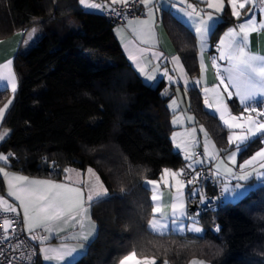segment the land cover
Returning a JSON list of instances; mask_svg holds the SVG:
<instances>
[{"label": "trees", "instance_id": "trees-1", "mask_svg": "<svg viewBox=\"0 0 264 264\" xmlns=\"http://www.w3.org/2000/svg\"><path fill=\"white\" fill-rule=\"evenodd\" d=\"M162 20L188 74L197 79L196 34L168 10ZM234 22L227 6L214 45ZM38 25L42 38L29 49L22 47L14 61L19 89L5 121L11 135L0 152L13 154L12 168L34 176L62 180L70 168L98 172L110 196L92 204L98 235L73 264H121L130 255L157 264L194 259L264 264V185L199 217L192 211L204 235L150 228L154 202L148 182L160 179L165 169L181 171L186 165L172 141L169 99L174 91L168 94L164 81L157 86L144 82L106 14L86 11L79 0H0V40ZM12 96L9 89H0V108ZM190 98L219 146L226 152L234 149L227 129L206 109L199 87L190 89ZM261 138L247 155L262 146ZM206 188L218 196L216 187ZM192 198L191 208L198 201ZM36 264H44L41 255Z\"/></svg>", "mask_w": 264, "mask_h": 264}, {"label": "crops", "instance_id": "crops-1", "mask_svg": "<svg viewBox=\"0 0 264 264\" xmlns=\"http://www.w3.org/2000/svg\"><path fill=\"white\" fill-rule=\"evenodd\" d=\"M129 1L127 0V2ZM91 4H98L100 7L95 9L84 5L82 7L104 14L119 5H112L111 0ZM186 4H192L193 7L202 11H212L207 9L206 2L186 0ZM186 4H181L180 0H152L150 5V7L154 5L151 15L152 36L148 43H141L142 33L137 23L138 20L149 19V16L145 14L144 5L139 16L129 18L124 24L118 25L115 32L130 64L144 82L150 86H157L164 81L169 88L168 94L171 89L174 91L169 99V107L173 114L172 122L175 127L173 134L177 132L183 133L189 139V142L195 145L192 149L191 158H185L186 165L182 170L189 168L202 171L201 167L211 166L217 179V184L214 187L217 189L220 202L225 204L233 203L243 199L258 187L264 185V169H260L262 174L258 176L255 168L243 166V162L264 147V134H258L243 143L235 141L229 144L234 149L226 152L219 146L215 138L210 135L205 123L196 114L192 107L190 89L195 86L199 87L205 99L203 89L205 87L211 89L219 83L217 71L211 67L212 57L218 54L212 50L211 45H214L213 36L216 28L224 21L225 11L220 16L219 21L212 25L209 37L202 38L196 34L199 44V63L204 60L205 69L203 73L200 69L198 78L193 79L188 74L184 61L177 52L162 20V13L168 10L189 25L195 33L194 24L187 16V12L190 9L186 8ZM225 4L227 8V0H225ZM88 5L90 4L88 3ZM244 12L246 13L247 9ZM256 14L258 20L264 19V15L260 14L258 6ZM243 19H245L244 15H242L241 21L236 20V22L222 30L219 34V39L229 27H237ZM27 32L21 31L11 38L0 40V66L6 64L9 59L13 61L11 68L16 75L18 89L19 79L15 65L13 69V64L22 47L29 45L25 43ZM202 39L209 41V46L203 49L201 47ZM143 49H147V51L144 52L142 51ZM248 51L255 55L264 56V30H257L250 34ZM153 53H156L157 56L154 57ZM132 56H137L138 60L134 61L131 59ZM218 63L225 66L224 62L218 61ZM140 66L145 68L147 75L140 73ZM165 67L173 75L177 83H170L166 77L162 76ZM148 75L154 76L155 79L149 80ZM197 81L200 83H196ZM0 89L11 90L7 81H0ZM17 92L14 94V98L11 97L13 103L5 112L4 119L0 121V135L5 132L8 133L5 139L0 141V146L11 135V130L5 125V121L14 105ZM212 96L213 94L209 91L207 98L211 99ZM223 98L224 102L229 105V110L233 114L238 115L242 106L234 99L229 100L226 94H224ZM173 100L176 101L175 104H172ZM249 103L255 105L258 109L264 108V97L257 96ZM205 107L219 119V113H216L214 109H209L206 105ZM220 122L228 131L230 143L233 130L228 129L221 120ZM236 131L238 132V130ZM260 137L263 140L262 146L253 154L247 155L248 147ZM172 141L174 148L184 157L183 151L175 147L176 141L173 139ZM198 150H201L204 155H198ZM235 151L237 152V161ZM0 154L7 155L5 152H0ZM182 170L165 169L160 179L148 182V186L153 192L154 202V217L149 225L157 233H195L201 236L204 235L205 228L198 219L194 218L192 211L200 201H205L208 196L213 194L207 191V184L202 181L184 180L181 176ZM86 172L87 170H83L79 180L74 182L67 177L61 180L22 172L11 167L10 157L8 162L0 161V207L5 211L19 214L23 218L28 232L39 228L46 230L47 236L39 247L41 260L44 264H73L88 253L90 244L98 235V225L93 219L91 206L95 201L109 197L110 193L107 192L108 189L98 174L87 178ZM248 172L252 174L248 176L247 180L239 179V176ZM35 181H50L51 184L47 186L48 191H39V186L34 183ZM202 189H205L204 195H202ZM190 197L195 200L198 198L192 208L190 207ZM126 260H128L127 264H157L152 259H140L135 255L128 256L121 264H124ZM161 264L169 263L164 262ZM189 264L211 263L204 259H194Z\"/></svg>", "mask_w": 264, "mask_h": 264}, {"label": "snow or ice", "instance_id": "snow-or-ice-1", "mask_svg": "<svg viewBox=\"0 0 264 264\" xmlns=\"http://www.w3.org/2000/svg\"><path fill=\"white\" fill-rule=\"evenodd\" d=\"M138 2L144 5L146 9L145 14L149 16L148 20L137 21L142 33L141 43H148L152 36L151 15L154 5L150 7L152 0H138ZM198 2H206L207 9H211L212 11H202L193 7L192 4H186V0H180L181 4H186V8L190 9L187 12V16L194 24L195 34L202 38L209 37L212 25L219 21L220 16L225 11V0H198ZM79 3L90 8L100 7L98 4L88 5L87 0H79ZM126 3L127 0H111L112 5ZM227 6H230L231 16L234 19L241 21L242 15L245 16V19L237 27H229L218 42L215 45H211L212 50L218 54L212 57L211 67L216 69L219 83L211 89L205 87L203 91L205 94V105L209 109H214L216 113H219V119L223 124L228 129L233 130L231 142L229 143L232 144L235 141L243 143L252 137H256L258 134H264V108L258 109L255 105L249 103L257 96L264 97V56L255 55L248 51L250 34L257 30H264V19L258 20L256 14L258 6L260 14L264 15V0H227ZM245 9H247L246 13L244 12ZM111 11L115 12L117 16H123L122 13L117 12L115 9H111ZM34 31L35 29H33ZM29 36H31V33H29ZM208 46L209 41L202 39V49ZM142 51L146 52L147 49H143ZM153 56L156 57L157 54L153 53ZM131 59L137 61L138 57L132 56ZM218 61L224 62L225 66H222ZM12 63L13 61L9 59L6 64L0 66V81H7L14 98L18 84L16 75L12 72ZM200 69L203 73L205 69L204 60L200 61ZM139 71L147 75L143 66L139 67ZM162 76L166 77L170 83H177L166 67L162 72ZM148 79L154 80L155 77L148 75ZM196 83L200 82L197 81ZM209 91L213 94L211 99L207 98ZM224 94L227 95L229 100L234 99L242 106L238 115L233 114L229 110V105L224 102ZM12 103L13 99L10 98L3 108H0V121L4 119L5 112ZM175 103L176 101L173 100L172 104ZM174 123L176 122L174 121ZM7 135V132L0 135V141H3ZM172 139L176 141L175 147L183 151L184 158L190 159L195 145L190 143L189 139L180 132L174 133ZM12 155V153H8L7 155L0 154V161L8 162L9 157ZM235 156L237 161L236 151ZM243 166L255 168L256 174L258 176L261 175L260 169H264V147L260 148L247 161L243 162ZM251 174V172L245 173L239 176V179L247 180ZM34 183L39 186V191L45 192L48 191L47 186L51 184L50 181H35Z\"/></svg>", "mask_w": 264, "mask_h": 264}, {"label": "built area", "instance_id": "built-area-1", "mask_svg": "<svg viewBox=\"0 0 264 264\" xmlns=\"http://www.w3.org/2000/svg\"><path fill=\"white\" fill-rule=\"evenodd\" d=\"M142 5L138 0H130L126 4H119L114 8L123 14L122 17L115 15V12L111 10H108L106 15L117 26L122 25L129 18L139 16ZM197 153L204 155L201 150H198ZM201 168L202 171L188 169L181 176L186 181L196 179L207 185L215 186L217 179L213 168L211 166ZM220 205L218 196L210 195L205 201H200L193 211L195 216L199 217L220 208ZM46 236L44 228L28 232L24 220L19 214L5 211L0 207V264H36L40 256L39 246Z\"/></svg>", "mask_w": 264, "mask_h": 264}, {"label": "rangeland", "instance_id": "rangeland-1", "mask_svg": "<svg viewBox=\"0 0 264 264\" xmlns=\"http://www.w3.org/2000/svg\"><path fill=\"white\" fill-rule=\"evenodd\" d=\"M104 2V0H87V3H89L90 5H92L91 3H96V2ZM108 1V0H107ZM90 8V7H88ZM95 9V8H93ZM86 11L88 12H96V13H100L98 11H95V10H88V9H85ZM101 14H104V13H101ZM33 29H35V31L33 32ZM29 33H31V36H29ZM26 34V33H25ZM43 36V33H42V28L41 26H34L33 28H31L30 30H28L27 34L25 35V43H28L29 45H25L24 48H27L29 49L31 46H33L34 44H36ZM32 44V45H30ZM13 69H14V64H13ZM10 90V89H9ZM11 91V90H10ZM13 97V96H12ZM86 171V170H85ZM81 173H83L82 170L80 169H77V168H70L67 170V175L66 177L73 180L74 182H77L80 178V175H82ZM98 174V172L94 169V168H89L87 169V172H86V177H93V175H96ZM99 175V174H98ZM102 189V188H101ZM108 189V188H107ZM205 189H202V195H204ZM107 191V190H106ZM109 192V190L107 191ZM242 200V199H241ZM240 200L236 201V202H233V203H237L239 202ZM128 263V260H126L124 262V264H127Z\"/></svg>", "mask_w": 264, "mask_h": 264}, {"label": "water", "instance_id": "water-1", "mask_svg": "<svg viewBox=\"0 0 264 264\" xmlns=\"http://www.w3.org/2000/svg\"><path fill=\"white\" fill-rule=\"evenodd\" d=\"M195 208H196V206L193 209H195Z\"/></svg>", "mask_w": 264, "mask_h": 264}]
</instances>
